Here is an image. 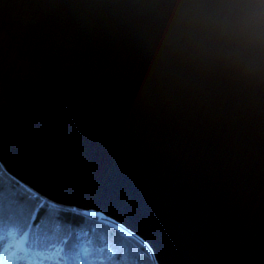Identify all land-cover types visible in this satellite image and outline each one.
<instances>
[{
    "label": "water",
    "instance_id": "obj_1",
    "mask_svg": "<svg viewBox=\"0 0 264 264\" xmlns=\"http://www.w3.org/2000/svg\"><path fill=\"white\" fill-rule=\"evenodd\" d=\"M0 161L158 264H264V0H0Z\"/></svg>",
    "mask_w": 264,
    "mask_h": 264
},
{
    "label": "trees",
    "instance_id": "obj_2",
    "mask_svg": "<svg viewBox=\"0 0 264 264\" xmlns=\"http://www.w3.org/2000/svg\"><path fill=\"white\" fill-rule=\"evenodd\" d=\"M101 215L48 200L0 162V264H157Z\"/></svg>",
    "mask_w": 264,
    "mask_h": 264
},
{
    "label": "rangeland",
    "instance_id": "obj_3",
    "mask_svg": "<svg viewBox=\"0 0 264 264\" xmlns=\"http://www.w3.org/2000/svg\"><path fill=\"white\" fill-rule=\"evenodd\" d=\"M17 178V177H16ZM30 186V185H29ZM31 187V186H30ZM31 188H33V187H31ZM34 189V188H33ZM44 197V196H43ZM46 198V197H45ZM49 200V199H48ZM82 210H85V209H82ZM94 211V210H93ZM102 216V219H104V217L106 218V219H110L109 217H107V216H103V214L101 215ZM106 219H104V220H106ZM21 241H22V239H19V240H17V245L19 246L20 244H21ZM145 247L147 248V246L145 245ZM148 249V248H147ZM148 251H149V249H148ZM149 253H150V251H149ZM150 256L152 257V259L155 261V258L151 255V253H150ZM156 262V261H155ZM158 264V263H157Z\"/></svg>",
    "mask_w": 264,
    "mask_h": 264
},
{
    "label": "bare ground",
    "instance_id": "obj_4",
    "mask_svg": "<svg viewBox=\"0 0 264 264\" xmlns=\"http://www.w3.org/2000/svg\"><path fill=\"white\" fill-rule=\"evenodd\" d=\"M1 162V161H0ZM2 163V162H1ZM3 164V163H2ZM4 165V164H3ZM156 261V260H155ZM157 263V262H156Z\"/></svg>",
    "mask_w": 264,
    "mask_h": 264
}]
</instances>
